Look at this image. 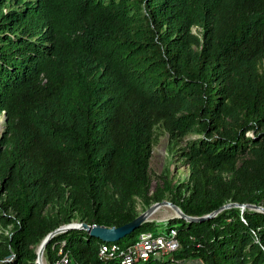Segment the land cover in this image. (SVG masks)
Wrapping results in <instances>:
<instances>
[{
  "label": "trees",
  "instance_id": "1",
  "mask_svg": "<svg viewBox=\"0 0 264 264\" xmlns=\"http://www.w3.org/2000/svg\"><path fill=\"white\" fill-rule=\"evenodd\" d=\"M0 116V264H35L75 217L135 220L158 125L191 170L172 201L207 220L144 223L117 244L175 229L179 249L147 264H264V212L249 209L264 207V0H0ZM103 244L72 229L44 262L102 264Z\"/></svg>",
  "mask_w": 264,
  "mask_h": 264
},
{
  "label": "rangeland",
  "instance_id": "2",
  "mask_svg": "<svg viewBox=\"0 0 264 264\" xmlns=\"http://www.w3.org/2000/svg\"><path fill=\"white\" fill-rule=\"evenodd\" d=\"M196 32V30H194ZM4 117L0 116V133L4 132ZM154 146L151 153L149 163V190L147 194V201L137 200L135 204L136 218L145 215L153 206L157 204H169L160 207L151 217L150 220L158 223H165L167 221H175L179 219L178 213L175 208L180 209L172 199L187 198L192 189L191 170L187 163L182 158V150L185 146V140L176 141L170 137L169 133L161 126L158 125L154 130ZM221 183H215L219 188L224 189L225 185H231L234 181L233 176L228 173H223L219 177L215 175ZM204 177V175H203ZM203 182L210 188L213 185L212 179L202 178ZM205 180V181H204ZM238 185H235V187ZM241 194H244L240 190ZM159 202H155V199ZM175 207V208H174ZM247 205H239L237 203L227 201L224 206L225 210L247 208ZM223 209V210H224ZM253 210V207H249ZM258 211L264 212V207H257ZM135 218V219H136ZM186 221V220H185ZM80 217H75L70 224L62 225L58 229L70 225H83ZM57 229V230H58ZM11 230V227H3L0 225V246ZM45 240V239H44ZM44 240L37 243L35 246L36 252L39 251ZM43 260L47 262L45 253L43 252Z\"/></svg>",
  "mask_w": 264,
  "mask_h": 264
},
{
  "label": "built area",
  "instance_id": "3",
  "mask_svg": "<svg viewBox=\"0 0 264 264\" xmlns=\"http://www.w3.org/2000/svg\"><path fill=\"white\" fill-rule=\"evenodd\" d=\"M179 247L175 229L156 233L147 232L139 235L136 242L129 246L123 247L117 243L101 245L98 258L102 264H147L175 253ZM35 264H46L43 256L41 261L37 259ZM54 264H72V260L60 250ZM180 264L199 263L181 262Z\"/></svg>",
  "mask_w": 264,
  "mask_h": 264
},
{
  "label": "water",
  "instance_id": "4",
  "mask_svg": "<svg viewBox=\"0 0 264 264\" xmlns=\"http://www.w3.org/2000/svg\"><path fill=\"white\" fill-rule=\"evenodd\" d=\"M163 205L169 204H157L153 206L145 215L139 216L132 222L119 227V228H105L101 226H88L87 224L83 225H70L56 230L54 233L50 234L41 245L39 251L37 252V259L41 261L45 246L49 242L51 237H54L59 234L66 233L72 229H82L86 234L92 238L100 240L104 244H114L122 241L126 237H130L142 224L153 222L150 220V217ZM175 208V207H174ZM252 211H257V207H253ZM179 218H184L188 222H197L207 220V217L202 219L190 218L185 216L180 209L175 208ZM224 209V208H223Z\"/></svg>",
  "mask_w": 264,
  "mask_h": 264
}]
</instances>
